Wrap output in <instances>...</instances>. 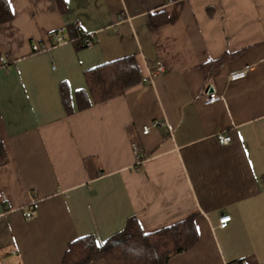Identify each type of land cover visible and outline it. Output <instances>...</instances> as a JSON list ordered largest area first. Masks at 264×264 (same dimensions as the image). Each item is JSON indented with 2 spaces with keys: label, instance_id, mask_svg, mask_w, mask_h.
<instances>
[{
  "label": "crops",
  "instance_id": "0c3cea01",
  "mask_svg": "<svg viewBox=\"0 0 264 264\" xmlns=\"http://www.w3.org/2000/svg\"><path fill=\"white\" fill-rule=\"evenodd\" d=\"M8 1L0 264H63L71 242L102 245L132 217L152 233L191 215L198 243L168 264H264V0ZM151 16L167 22L152 30ZM77 24L94 35L92 48L70 38ZM60 30L66 42L55 45ZM36 44L46 49L33 52ZM131 56L143 79L159 64L163 72L79 110L86 72ZM212 92L222 100L207 105ZM222 216H231L225 229Z\"/></svg>",
  "mask_w": 264,
  "mask_h": 264
},
{
  "label": "trees",
  "instance_id": "16d2710c",
  "mask_svg": "<svg viewBox=\"0 0 264 264\" xmlns=\"http://www.w3.org/2000/svg\"><path fill=\"white\" fill-rule=\"evenodd\" d=\"M151 16L149 27L154 30L167 22L166 18L153 20ZM13 19V12L8 0H0V24ZM70 38L81 47L85 35L76 29H70ZM229 56L225 55L214 62L211 72L222 67ZM88 83V93L77 92L79 110L101 103L124 94L132 86L142 83L134 56L122 58L103 66L92 69L85 74ZM61 97L67 113H71V94L69 87L62 84ZM7 161L6 153L0 144V166ZM195 215L170 227L152 233H144L136 217L127 220L124 229L112 236L102 245H98L93 236L79 238L68 245L63 258V264H91L104 260L108 264H168L170 259L193 249L199 240L195 223Z\"/></svg>",
  "mask_w": 264,
  "mask_h": 264
},
{
  "label": "built area",
  "instance_id": "2783aa9c",
  "mask_svg": "<svg viewBox=\"0 0 264 264\" xmlns=\"http://www.w3.org/2000/svg\"><path fill=\"white\" fill-rule=\"evenodd\" d=\"M76 30L78 32H80L79 24L76 25ZM52 36L54 38L55 45H60V44H63L66 42V39L62 35V30L56 32ZM82 45L84 48H92L94 45V35H86L82 40ZM32 49H33V52H39L43 49H46V46L36 44L32 47ZM10 65H11V61L8 58H6L4 56L0 57V67L1 68L9 69ZM163 69H164L163 65L159 64V66L154 71L153 75L144 78L142 83L148 84L153 77L162 73ZM249 71H250V68H246V69L241 70V71L232 72L229 76V80L231 82L243 80L247 77ZM220 100H222V97L220 95H218L217 93H215V92L208 93V95L205 98V104H207V105L214 104ZM159 126H160V124L158 122H154L151 126L144 127L143 133L148 134L152 130V128H158ZM218 140H219L220 144L226 145V144L230 143L231 138L225 137V136H219ZM134 152L138 158L139 157V150L136 146H134ZM34 214H35V212L32 211L30 214L27 215V218L31 219L34 216ZM230 221H231V216H222L219 219V228H221V229L227 228Z\"/></svg>",
  "mask_w": 264,
  "mask_h": 264
}]
</instances>
